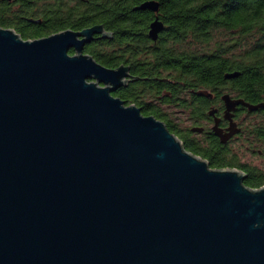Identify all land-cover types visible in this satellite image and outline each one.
I'll list each match as a JSON object with an SVG mask.
<instances>
[{"label":"water","instance_id":"water-1","mask_svg":"<svg viewBox=\"0 0 264 264\" xmlns=\"http://www.w3.org/2000/svg\"><path fill=\"white\" fill-rule=\"evenodd\" d=\"M163 28L157 17L150 37ZM97 34L113 37L103 24L34 39L0 25V264H264V186L115 96L130 66L84 52Z\"/></svg>","mask_w":264,"mask_h":264},{"label":"trees","instance_id":"trees-1","mask_svg":"<svg viewBox=\"0 0 264 264\" xmlns=\"http://www.w3.org/2000/svg\"><path fill=\"white\" fill-rule=\"evenodd\" d=\"M145 1L0 0V25L34 39L103 24L113 37L96 35L84 51L107 67L130 65L129 82L113 94L164 121L212 167L242 169L218 137L193 128L203 125L213 103L200 91L264 101V0H156L158 11L137 8ZM157 17L164 28L153 40L150 25ZM172 106L182 108L191 124L173 118ZM245 183L259 188L264 175L255 170Z\"/></svg>","mask_w":264,"mask_h":264},{"label":"flooded vegetation","instance_id":"flooded-vegetation-1","mask_svg":"<svg viewBox=\"0 0 264 264\" xmlns=\"http://www.w3.org/2000/svg\"><path fill=\"white\" fill-rule=\"evenodd\" d=\"M132 75L133 74L131 73V76ZM128 79L130 80V77ZM204 92L205 94L201 95H204L205 97L209 98V101L211 100L213 101V103H211L210 105V108L208 110L209 116L203 121V125L200 127H195L202 128V130L196 131L198 133L206 132L208 134H213L214 136L218 137L222 148L224 150H230L231 152H234L239 156V158H241V153L244 154L246 152H250L258 156V158L261 159L260 164H253L250 161L242 162L240 159L241 166L243 167L241 170L246 173L245 180L255 170H257V173L264 175V101L251 103L245 100L243 97L234 96L227 92H222L220 95H217L213 91ZM225 94H229L233 100L242 99L245 102L254 104V106L257 105V108L251 110L248 106L244 104H237L233 110L228 112L227 102L224 99ZM216 123H218L219 127L222 128L224 134L230 132L229 127L232 123L236 124V128L238 130L231 136L223 140L219 135L216 134L214 130V126L216 125ZM205 127H207V130L205 129Z\"/></svg>","mask_w":264,"mask_h":264},{"label":"rangeland","instance_id":"rangeland-1","mask_svg":"<svg viewBox=\"0 0 264 264\" xmlns=\"http://www.w3.org/2000/svg\"><path fill=\"white\" fill-rule=\"evenodd\" d=\"M169 111L172 113L173 118H175L178 122H181V125H190L191 122L188 120V114L182 110V108L178 106H172L169 108ZM241 161H250L253 164H260L261 159L253 153L246 152L244 154L241 153Z\"/></svg>","mask_w":264,"mask_h":264}]
</instances>
